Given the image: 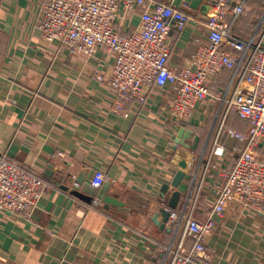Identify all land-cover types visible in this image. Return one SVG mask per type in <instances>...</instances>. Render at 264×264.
<instances>
[{"label":"crops","instance_id":"1","mask_svg":"<svg viewBox=\"0 0 264 264\" xmlns=\"http://www.w3.org/2000/svg\"><path fill=\"white\" fill-rule=\"evenodd\" d=\"M44 1L0 0V156L31 168L50 185L30 219L0 211V264H162L175 232L161 231L150 220L170 197L169 192L162 199L161 188L187 163L179 189L180 206L186 203L212 149L232 75L225 71L209 83L212 98L197 106L185 127L200 139L197 149L177 146L182 127L167 119L170 89L146 87L145 104L133 101L113 114L114 93L98 80L109 77L113 57L104 49L88 57L44 42L37 29ZM233 2L246 7L233 34L250 39L262 30L264 0ZM147 3L171 5L189 17L187 30L172 34L170 55L174 67L189 66L208 42L211 0ZM117 28L122 35L139 30V11L119 20ZM227 125L247 129L235 117ZM193 138L185 143L194 145ZM222 143L226 155L214 159L199 197L200 221L212 211L222 173L234 167L241 151L227 137ZM58 152L65 158L49 178L50 157ZM98 171L125 210L107 211L71 194L72 176L89 183ZM216 223L205 238L209 264H264V207L258 212L233 204Z\"/></svg>","mask_w":264,"mask_h":264},{"label":"built area","instance_id":"2","mask_svg":"<svg viewBox=\"0 0 264 264\" xmlns=\"http://www.w3.org/2000/svg\"><path fill=\"white\" fill-rule=\"evenodd\" d=\"M40 11L37 29L44 42L88 57L104 49L113 57L109 77L98 78L114 93L113 114H122L133 101L145 104L146 87H167L172 95L167 119L172 127L185 128L197 106L212 98L209 83L224 70L232 71L212 149L201 176L195 178L188 205L179 206L172 215L175 239L162 263L209 264L205 238L214 233L216 218L224 217L233 204L258 212L264 206V17L262 30L245 40L233 34L235 22L244 15V2L211 0L208 42L198 48L189 66L177 68L170 63L171 36L187 30L189 17L171 5L147 0H45ZM131 11H139L140 28L122 35L117 25ZM231 114L248 123L247 131L228 127ZM224 137L243 148L234 167L222 173L213 209L200 221L196 218L199 197L214 159L226 155ZM64 158L61 152L52 155L51 166L59 168ZM76 179L72 176L70 190L79 188ZM106 181L105 173L98 171L89 183L100 189ZM48 187L31 168L0 156V211L30 219ZM91 205L103 207L97 199Z\"/></svg>","mask_w":264,"mask_h":264},{"label":"water","instance_id":"3","mask_svg":"<svg viewBox=\"0 0 264 264\" xmlns=\"http://www.w3.org/2000/svg\"><path fill=\"white\" fill-rule=\"evenodd\" d=\"M194 134L191 130L186 128H181L175 144L182 147H187L190 151H195L197 149L198 143L200 139L198 137H194ZM194 139V145L189 146L185 142L186 140ZM188 168V164L185 163L184 167L177 171L174 176L171 184H164L161 188V197L162 199L170 192V197L164 205L165 207L160 208L154 215L150 218V220L154 223L156 227H158L161 231H167L171 233L173 230L170 226V222L172 219V215L179 209L182 193L179 190L185 177H186V169ZM45 175L49 178H52L54 175V171L52 166H50ZM76 183L82 187V189L74 188L70 190L71 194L77 199L85 202L88 205H91L95 199L99 200L103 204V208L107 211H110L113 208H117L118 210H125L126 204L116 197L109 195V191L111 189L110 182H106L102 188L96 189L90 185V183L86 182V177L81 176L79 179H76ZM194 185L191 187L190 195L187 197V201L185 205L187 206L190 199L192 191L194 190ZM66 191H69L68 187H64ZM173 189V190H172Z\"/></svg>","mask_w":264,"mask_h":264},{"label":"trees","instance_id":"4","mask_svg":"<svg viewBox=\"0 0 264 264\" xmlns=\"http://www.w3.org/2000/svg\"><path fill=\"white\" fill-rule=\"evenodd\" d=\"M244 8H245V12H246L245 4H244ZM245 12H244V14H245ZM128 35H129V34H128ZM235 36L238 37V35H235ZM242 39H243V38H242ZM245 40H247V39L245 38ZM225 71H229V72L231 73V75H232V71L226 69V70H224L223 72H225ZM223 72H222V73H223ZM222 73H221V74H222ZM221 74H220V75H221ZM217 77H219V75H218ZM217 77H216V78H217ZM216 78H215V79H216ZM234 117H235V121H236V120H239V121H241V122H243V123H246V124H247V129H248V123H247L245 120L240 119V118H239L237 115H235V114H231V115L229 116L228 121H227V124L229 123L230 119H231V118H234ZM237 122H238V121H237ZM247 129H246V130H241V131H247ZM238 130H240V129H238ZM238 144H239V143H238ZM240 145H241V144H240ZM241 146H242V145H241ZM242 148H243V147H241V150H242ZM236 162H237V161H236ZM263 207H264V206H263ZM190 245H191V241L188 242V246H190Z\"/></svg>","mask_w":264,"mask_h":264},{"label":"rangeland","instance_id":"5","mask_svg":"<svg viewBox=\"0 0 264 264\" xmlns=\"http://www.w3.org/2000/svg\"><path fill=\"white\" fill-rule=\"evenodd\" d=\"M238 122H241V121H239V120H237ZM241 123H243V122H241ZM244 124V123H243ZM240 130H242V129H240ZM198 205H199V203H198ZM176 239H178V238H176ZM172 244H173V242L172 243H170V245L168 246V247H166V248H169V247H171L172 246Z\"/></svg>","mask_w":264,"mask_h":264}]
</instances>
